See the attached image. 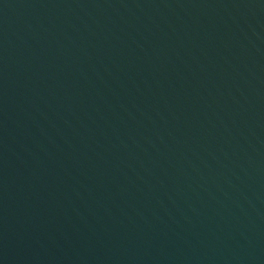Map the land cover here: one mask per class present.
I'll return each instance as SVG.
<instances>
[{
  "label": "water",
  "instance_id": "water-1",
  "mask_svg": "<svg viewBox=\"0 0 264 264\" xmlns=\"http://www.w3.org/2000/svg\"><path fill=\"white\" fill-rule=\"evenodd\" d=\"M0 264H264V0H0Z\"/></svg>",
  "mask_w": 264,
  "mask_h": 264
}]
</instances>
